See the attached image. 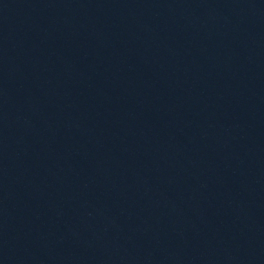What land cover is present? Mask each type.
<instances>
[{"label":"water","instance_id":"obj_1","mask_svg":"<svg viewBox=\"0 0 264 264\" xmlns=\"http://www.w3.org/2000/svg\"><path fill=\"white\" fill-rule=\"evenodd\" d=\"M260 2L263 4V6H264V0H260Z\"/></svg>","mask_w":264,"mask_h":264}]
</instances>
